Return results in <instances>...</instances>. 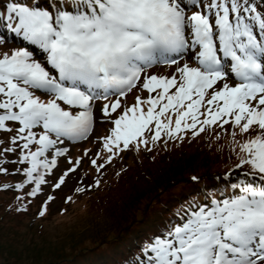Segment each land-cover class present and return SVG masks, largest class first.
I'll return each instance as SVG.
<instances>
[{
  "label": "snow or ice",
  "instance_id": "obj_1",
  "mask_svg": "<svg viewBox=\"0 0 264 264\" xmlns=\"http://www.w3.org/2000/svg\"><path fill=\"white\" fill-rule=\"evenodd\" d=\"M10 40L21 45L0 55V132L18 125L15 147L3 152L19 148L28 165L15 190L41 193L68 156L59 145L91 135L101 99L117 97L99 109L103 117L119 114L90 159L97 172L126 151L232 125L236 168L247 171L181 206L134 264H264V0H7L0 46ZM186 55L191 63L181 65ZM161 63L176 65L175 74H146ZM138 85L148 97L122 105ZM254 128V137L236 141L237 129L247 136ZM67 163L55 189L82 158ZM46 212L47 204L39 215Z\"/></svg>",
  "mask_w": 264,
  "mask_h": 264
},
{
  "label": "trees",
  "instance_id": "obj_2",
  "mask_svg": "<svg viewBox=\"0 0 264 264\" xmlns=\"http://www.w3.org/2000/svg\"><path fill=\"white\" fill-rule=\"evenodd\" d=\"M217 136L224 139L202 135L195 140H176L170 143V148L163 146L161 141L152 146L151 151L124 152L113 161L106 174L102 175L101 172L109 165L101 172L91 168L80 179L81 184H90L91 189L83 192L71 190L66 194L60 192L59 196L64 195L66 201L71 197V200L60 208L55 205L57 203L51 204L48 213L40 216L41 202L31 200L25 190H15L17 151L3 152L4 148L9 147V139L5 135L4 146L0 147V161H5L1 166L7 168V173L0 171V229L18 234V231L30 228L41 236L52 216H57V213L66 215L73 205L84 206L86 211V214H77L76 218L88 213L102 217L111 210L128 206L137 213L123 220L118 228L106 235L109 240L123 244L124 248L103 256L97 262L81 256L80 264H131L136 260L135 256H139L142 245L154 233L163 230L181 206L203 198L205 193H220L228 189L247 171V168H236L238 153L230 142H226L232 136L228 132ZM193 177L196 179L193 180ZM98 179L100 185L96 187L92 183ZM22 208H26V211H21ZM121 215L122 211L114 219ZM135 226L137 228L133 229ZM44 257L42 250L32 255L33 260Z\"/></svg>",
  "mask_w": 264,
  "mask_h": 264
},
{
  "label": "rangeland",
  "instance_id": "obj_3",
  "mask_svg": "<svg viewBox=\"0 0 264 264\" xmlns=\"http://www.w3.org/2000/svg\"><path fill=\"white\" fill-rule=\"evenodd\" d=\"M1 54L3 53L0 52ZM72 182L75 181L70 177L64 189ZM63 197L64 195H60L55 201L58 208L63 205ZM121 211L122 215L115 220V215H119ZM110 213L102 217L88 213L76 218L77 214H86V211L84 206L73 205L69 207L66 215L57 213V216H52L46 222L45 233L41 236L30 228L18 231V234L6 233L1 228L0 264H80L81 256L83 259L86 257L97 262L103 256L116 253L120 248H124L123 244L109 240L106 235L118 228L123 220L136 214L137 211L130 210L128 206L125 208L121 206L120 209L111 210ZM135 228L137 226L133 229ZM99 241L100 243H97ZM41 250L46 257L33 260L32 255Z\"/></svg>",
  "mask_w": 264,
  "mask_h": 264
}]
</instances>
